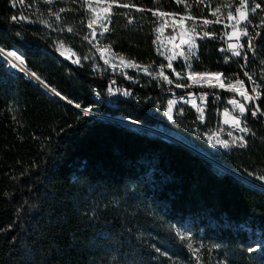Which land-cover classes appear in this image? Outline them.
<instances>
[{
	"label": "trees",
	"instance_id": "obj_1",
	"mask_svg": "<svg viewBox=\"0 0 264 264\" xmlns=\"http://www.w3.org/2000/svg\"><path fill=\"white\" fill-rule=\"evenodd\" d=\"M105 1L111 2L107 31L92 40L85 0H0V47L19 51L30 73L97 113L56 99L0 54V264H264V242L254 248L260 240L254 229L264 234V189L161 135L110 118L155 122L142 102L123 96L106 102L112 75L101 70L91 47L107 45L131 64H157L165 59L157 54L155 35L175 28L162 24L167 14L193 18L194 53L187 62L173 57L174 66L220 70L224 81L251 70L264 114V0H255L261 5L251 19L256 51H246L244 68L241 59L226 62L217 54L219 41L195 36L218 34L213 15L228 17L238 0ZM155 89L148 82L135 87L142 99ZM208 105L211 116L215 106ZM244 116L246 148L209 155L264 185L261 115ZM179 228L190 233L193 251Z\"/></svg>",
	"mask_w": 264,
	"mask_h": 264
},
{
	"label": "built area",
	"instance_id": "obj_2",
	"mask_svg": "<svg viewBox=\"0 0 264 264\" xmlns=\"http://www.w3.org/2000/svg\"><path fill=\"white\" fill-rule=\"evenodd\" d=\"M257 4L255 0H244V7L241 9L248 19L241 20L240 13L236 11L241 5V0H238L237 5L230 11L232 13L231 19L224 17L221 12L217 11L213 15L212 22L220 25L218 34L210 31H205L210 35L204 37V31L195 34L198 40H216L220 43L216 48L217 54L224 56V61L229 62L235 59H241L244 68L243 54L251 52L247 48V37L242 35L237 36L234 33H240L247 28L249 34L253 28L251 26V19L253 12L251 9ZM239 21V23H237ZM171 43V42H170ZM235 45V49L229 48V45ZM91 45V44H90ZM244 45L243 48L240 46ZM96 52V57L99 59L103 72L111 73L110 79L107 81V90L104 92L106 102L113 104L115 98L119 96L126 97L135 103L142 102L144 113L152 118L155 122L153 124L143 125L140 122L133 121L134 126L142 128L150 133L161 135L170 142H175L183 148L196 155H200L210 163H217L216 159L209 155L210 152L223 153L234 151L235 149H244L248 145L247 138L250 129L247 126L245 113L249 116L250 111H246L243 116L240 112L232 111L233 108L239 109V104H244L246 109H255L257 100L246 101L240 95V91L247 92L250 96H256L252 91L253 83L257 81L253 78L251 70H242L243 78H234L230 81H224L221 71L207 70L198 71L191 69H179L172 63V53L165 61L152 65H139V67L128 66L130 62L125 61L120 56H117L111 51L109 46L104 44L91 45ZM170 51L174 49L169 45ZM6 50H17L9 48ZM5 50V51H6ZM240 51L241 56L233 55L234 51ZM17 55L23 58V55L18 51ZM6 59V58H5ZM107 61V62H106ZM172 67L169 68L168 64ZM24 64V63H23ZM133 64V63H132ZM138 65V64H135ZM13 69L18 70L9 64ZM145 68L147 71H145ZM248 72L252 77V81L244 75ZM163 73V75H161ZM179 73V75H177ZM196 74H207L196 75ZM215 74V75H214ZM167 77V79H165ZM119 79H123L119 82ZM171 81V83H169ZM243 81V84L240 82ZM155 84L156 89L154 94L145 93V98L142 99L137 95L135 87L141 86L143 83ZM181 85L177 87V85ZM223 85V87H221ZM225 88V89H223ZM239 89L240 91H237ZM92 96L96 97L98 90L92 88ZM128 93L125 95V93ZM227 92L228 95H224ZM257 92L260 90L257 88ZM207 94V95H205ZM236 100L237 104L233 105L230 101ZM169 101L172 104V117L169 118L168 107ZM208 104L214 105L211 116L207 115ZM261 115L262 127H264V114ZM107 116V115H106ZM239 117L241 120V127H247L248 132H243L232 123V117ZM109 117V116H107ZM227 121V122H226ZM264 132V130H263ZM244 137L241 141L238 138ZM221 141H228V147H224ZM235 141V143H233Z\"/></svg>",
	"mask_w": 264,
	"mask_h": 264
},
{
	"label": "rangeland",
	"instance_id": "obj_3",
	"mask_svg": "<svg viewBox=\"0 0 264 264\" xmlns=\"http://www.w3.org/2000/svg\"><path fill=\"white\" fill-rule=\"evenodd\" d=\"M174 1H177V0H174ZM110 4L111 2H108L105 0H85V7H87V10H88L85 21L87 23L90 20L93 22V26L90 31L92 40L93 39L97 40V38L103 32V30L106 29L107 27L106 20H107L108 13L110 10L109 9ZM89 5H91V7H89ZM157 13L161 15L159 11ZM167 16H168L167 19H164L162 24L164 25L167 21H169L175 26V28L172 29L173 32L168 34L167 36L161 32V29H158L157 34L155 35V38H154V44L156 45L157 54L162 59H166L167 57H169L168 53L169 54L172 53V56L174 57V59L179 58V59H182L183 62H187L190 56L193 55L194 49L196 47V44L194 43V30H193L196 26L194 23V19L193 18L189 19V17L183 16V15H181L180 17H173L167 14ZM93 32H95L94 36H93ZM169 45H172L174 47L172 51H170ZM58 48H60L61 52L64 55H66L67 58H70V57L72 58L73 56H76L78 59V55L72 52L69 48L67 49L65 46L61 47L60 44ZM5 60L8 64L12 65L7 58ZM128 64H131V63H128ZM15 68H17L18 71L23 70L22 68H18V67H15ZM83 108L86 109V107H83ZM236 110L239 112V109H235V108L232 109L233 112ZM84 112L85 111L83 110V113ZM88 113H94L95 115L97 114L95 109H91V111ZM119 121L124 122L123 120H121V118H119ZM131 122L133 123V121ZM133 127H134V124H133ZM220 165L223 166L222 164ZM217 167H220V166H217ZM250 182L260 188H264L263 184L262 185L258 184L252 181L251 179H250ZM176 232L178 236L180 237H181V234H189L183 240L187 248L188 249L192 248V251H193L194 246L192 247L193 244L191 243L190 233L187 230H182L181 228L177 229ZM254 233L256 234L257 238L260 239L258 240L259 243L254 245V248H259L260 245L264 242V234H262V232L259 231L258 229H254ZM165 264H174V263L165 262Z\"/></svg>",
	"mask_w": 264,
	"mask_h": 264
},
{
	"label": "snow or ice",
	"instance_id": "obj_4",
	"mask_svg": "<svg viewBox=\"0 0 264 264\" xmlns=\"http://www.w3.org/2000/svg\"><path fill=\"white\" fill-rule=\"evenodd\" d=\"M113 2H115V0H113ZM177 2L179 3V2H181V0H177ZM120 6H121V7H124V8H128V7H130V5H128V4H123V5H120ZM89 7H91V5H89ZM109 7H111V5H109ZM243 7H244V0H241V5H240V7L236 9V11L240 13V19H241V20L248 19V17L246 16V14L241 10ZM260 7H261L260 4H255V6L251 9V11H252L253 13H255L256 10L259 9ZM139 10L142 11V9H139ZM60 11L63 12L64 9H60ZM153 14L155 15V13H153ZM54 15H57V17H59V13H54ZM161 15H165V13H161ZM231 18H233V17H232V13L230 12V13H229V19H231ZM11 19H12V20H16L17 17H16V16H12ZM21 19H27V17H21ZM204 23L207 24V23H209V21L205 20ZM237 23H239V21H237ZM92 26H93V22L90 20V21L88 22V27L91 29ZM68 31H71V29H68ZM105 31H107V29H105ZM234 34H236L237 36L242 35V36H244V37H247V38H248V39H247V48H248L249 50L253 51V52L256 51V49H255V47H254V44H253V41H254L255 38L252 37V36L249 34L247 28H245V29H244L243 31H241L240 33H234ZM94 35H95V32H93V36H94ZM209 35H210L209 33L205 32V33H204V37H202V38L208 37ZM256 35H257V36H260L261 34H260L259 32H257ZM61 47H63V45H61ZM235 47H236L235 45H231V44L229 45V48L235 49ZM240 47L243 48L244 45H241ZM62 54H63V53H62ZM7 55H8L9 57H14L17 61L20 62V64H23V63H24L23 58H22L21 56L17 55V53H16L15 51H9V52L7 53ZM233 55H235V56H241L242 53H241L240 51L236 50V51L233 52ZM243 58H244V60H245V66H246V65H247V62H248V56H247V53H244V54H243ZM9 62H10V61H9ZM74 62L79 63V59H77V60L74 61ZM106 62H107V61H106ZM128 66H131V67H139V65H135V64H129ZM168 67H169V68L172 67L171 63L168 64ZM189 67H190V65H189ZM145 71H147L146 68H145ZM32 75L35 76L36 74L33 73ZM161 75H163V73H161ZM177 75H179V73H177ZM196 75H204V76H206L207 74H196ZM214 75H215V74H214ZM244 75L247 76L248 79H249L250 81H252V77L249 75L248 72H245ZM36 78L39 79V77H36ZM165 79H167V77H165ZM169 83H171V81H169ZM240 83L243 84V81H241ZM252 83H253V85H254L253 88H252V91L256 93V96H250V95H248L247 92L240 91L239 89H236L237 91H240V95L243 96V97L245 98L246 101H254V100H256L257 98H260V93L257 92V87H259V85H257L255 81H252ZM180 86H181V85H179V84L177 85V87H180ZM221 87H223V85H221ZM52 92L55 93V95H57V96H60V95H61L59 92L56 91V89H52ZM127 94H128V93L126 92L125 95H127ZM205 95H207V94H205ZM61 98H62V99H67L66 97H61ZM69 102H71V101H69ZM262 102H264V101H262ZM173 103H174L173 101H169V107H168V115H169V118L172 117V104H173ZM230 103H232L233 105H236V104H237V101H236V100H232V101H230ZM75 106H76L77 108H80V107H81L80 104H76ZM84 111H85V113H88V112L91 111V109L86 108V109H84ZM246 111H250L252 116H256L257 113H258V112H261L262 110L260 109L259 105H257L256 108L253 110V109H246V107H245L244 104H239V112H240L241 116H243V114H244ZM226 122H227V121H226ZM232 123H233V125H234L235 127L240 128V130L243 131V132H248V131H249V129H248L247 127H241V120H240L239 117L233 116V117H232ZM238 139L241 140V141H243V140H244V137H239ZM221 143L223 144L224 147H228V141H221ZM233 143H235V141H233ZM261 179H264V177H261ZM187 235H189V234H181V239L186 238ZM189 246H191V245H189ZM157 251H160V250L157 249ZM249 251H252V249H249Z\"/></svg>",
	"mask_w": 264,
	"mask_h": 264
},
{
	"label": "water",
	"instance_id": "obj_5",
	"mask_svg": "<svg viewBox=\"0 0 264 264\" xmlns=\"http://www.w3.org/2000/svg\"><path fill=\"white\" fill-rule=\"evenodd\" d=\"M0 50H4V48H2V47H0ZM5 51V50H4ZM0 54L2 55V56H4L3 55V53H2V51H0ZM5 57V56H4ZM23 65V70H21V71H23L26 75H29L30 77H31V79H34L37 83H39L42 87H44V89H46L45 87H48L49 89H50V93L54 96V97H56V99H61V100H63V101H65V102H67V103H69V105H71V106H73V107H76L75 105L76 104H74V103H72V102H69V100H67V99H62L61 97V95L60 96H57V95H55V93H53L52 92V88L51 87H49V86H47L46 84H44L43 83V81L39 78V79H37V78H35V77H38L37 75H35V76H32V74L33 73H30V71H29V69L24 65V64H22ZM77 108V107H76ZM79 110H81L82 112H83V110L85 109V108H78ZM106 116V115H105ZM110 118H112V119H114V121H118V122H120L118 119V117H114V116H110ZM132 121V120H131ZM122 122V121H121ZM123 123H126V124H128V125H130V126H133V124L134 123H132V122H126V121H124ZM213 164V163H212ZM213 165H215V164H213ZM216 166V165H215ZM217 167V166H216ZM220 168V167H219ZM226 168H228V167H226ZM226 168H224V169H222V168H220L221 170H223V171H226V172H228L229 174H231L232 176H234L235 178L237 177V178H239L240 180H242L243 182H245V183H247V184H250V185H252V186H255V187H257V188H259V189H264V188H260V187H258V186H256V185H254L253 183H251V182H247V181H244L242 178H240V177H238L237 175L235 176V174L234 173H236L235 171H233L232 169H226Z\"/></svg>",
	"mask_w": 264,
	"mask_h": 264
},
{
	"label": "bare ground",
	"instance_id": "obj_6",
	"mask_svg": "<svg viewBox=\"0 0 264 264\" xmlns=\"http://www.w3.org/2000/svg\"><path fill=\"white\" fill-rule=\"evenodd\" d=\"M0 51H2V53H3V55L5 56V58H7L9 61H10V63L12 64V66H15V67H18V68H23V65L22 64H20V62L19 61H17L14 57H9L8 55H7V53L9 52V51H4V50H0ZM14 51V50H13ZM33 76V75H32ZM36 78V77H35ZM46 88V90L47 91H50V89L48 88V87H45ZM119 120V119H118ZM121 120H123V121H126V122H131L130 120H126V119H123V118H121ZM134 123V122H133ZM235 151V150H234ZM215 165L216 166H220V167H222L223 169L224 168H226V166H221L219 163H215ZM226 169H229V168H226ZM235 174V176L237 175L238 177H240V178H242L244 181H247L248 183L250 182V179H248V178H244V176H242L241 174H238V172H236V173H234Z\"/></svg>",
	"mask_w": 264,
	"mask_h": 264
}]
</instances>
